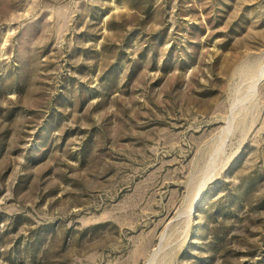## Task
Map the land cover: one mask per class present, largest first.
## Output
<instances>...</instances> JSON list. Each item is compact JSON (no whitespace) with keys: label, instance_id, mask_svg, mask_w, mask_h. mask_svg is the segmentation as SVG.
Instances as JSON below:
<instances>
[{"label":"rangeland","instance_id":"1","mask_svg":"<svg viewBox=\"0 0 264 264\" xmlns=\"http://www.w3.org/2000/svg\"><path fill=\"white\" fill-rule=\"evenodd\" d=\"M0 264H264V0H0Z\"/></svg>","mask_w":264,"mask_h":264}]
</instances>
